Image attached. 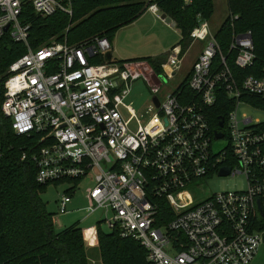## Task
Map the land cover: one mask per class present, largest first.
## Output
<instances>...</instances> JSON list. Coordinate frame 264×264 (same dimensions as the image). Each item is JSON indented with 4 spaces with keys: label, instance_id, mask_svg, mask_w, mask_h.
Wrapping results in <instances>:
<instances>
[{
    "label": "built area",
    "instance_id": "built-area-1",
    "mask_svg": "<svg viewBox=\"0 0 264 264\" xmlns=\"http://www.w3.org/2000/svg\"><path fill=\"white\" fill-rule=\"evenodd\" d=\"M147 1L148 11L161 17L158 3ZM27 5L41 16L72 15L73 0H0V40L9 34L27 46L8 69L2 112L17 135L30 138L22 159L35 165L37 182L93 174L87 208L90 213L102 209L111 231L146 249V261L139 264H251L264 242L259 221L264 217V121L247 114L239 118L238 107L244 103L264 111V105L247 99L258 97L264 104V62L256 74L235 75L210 22L200 20L190 37L205 45L193 64L189 91L179 86L159 106L152 99L138 112L127 98L144 75L143 65L115 58L112 42L101 36L31 47L30 25L21 19ZM254 49L251 30L234 33L230 51L236 52L237 67L254 65ZM185 52L181 44L167 51L163 76H175ZM100 56L103 62L90 61ZM218 87L235 103L224 118L222 138L230 143L214 153V132L221 129H212L206 109L216 103ZM222 167L230 168L227 175H244L247 187L198 201L188 184L220 174ZM70 201L67 193L58 201L60 214L69 211ZM165 205L173 217L163 222L170 215Z\"/></svg>",
    "mask_w": 264,
    "mask_h": 264
},
{
    "label": "trees",
    "instance_id": "trees-1",
    "mask_svg": "<svg viewBox=\"0 0 264 264\" xmlns=\"http://www.w3.org/2000/svg\"><path fill=\"white\" fill-rule=\"evenodd\" d=\"M179 28L182 38L179 44L185 50L190 33L200 20H208L216 10L214 0H154ZM229 14L215 32L227 61L235 75L243 77L258 73L264 62V0H227ZM148 10L147 0H73V14L58 11L49 16L36 14L30 5L21 14L23 22L30 25L29 44L38 48L50 40L76 44L95 36L113 41L117 31L138 20ZM234 16L237 18L234 19ZM252 31L256 59L253 66L241 69L235 65L236 52L230 51L234 33ZM27 52V46L15 41L9 34L0 40V264H88L83 230L77 225L55 228L54 213L50 212L42 194L50 184L36 180L37 170L28 159H22L23 151L31 145L30 138L17 135L11 119L4 116L1 105L4 100L5 79L10 65ZM166 53L139 59L122 61H148L157 75L163 74L162 63ZM91 62H103L104 58L91 57ZM191 74V72H190ZM190 74L180 88L188 90ZM254 103L264 105L261 99L247 96ZM223 87L217 88L216 103L206 109L212 129H220L219 117L226 120L234 107ZM233 164V163H231ZM78 181V180H76ZM74 187L65 193L70 196ZM166 222L173 217L169 206ZM264 228V217L260 218ZM98 240L103 264H139L146 261V249L134 238L123 237L118 230L108 233L99 230Z\"/></svg>",
    "mask_w": 264,
    "mask_h": 264
},
{
    "label": "rangeland",
    "instance_id": "rangeland-1",
    "mask_svg": "<svg viewBox=\"0 0 264 264\" xmlns=\"http://www.w3.org/2000/svg\"><path fill=\"white\" fill-rule=\"evenodd\" d=\"M190 1H188V3ZM214 1L216 10L210 18L213 32L220 28L229 14L227 0ZM115 36L117 52L113 51V56L122 60L139 59L164 54L174 45L179 44L182 38L179 28L172 27L161 17L156 16L148 10L135 22L120 28ZM204 45L205 42L203 41H197L194 44L192 41L190 42L189 46L185 49V57L182 61L181 68L176 71L173 78L157 75L148 61H132L135 64L143 65L145 67V72L140 79L134 82L127 102L132 103L136 111L141 112L151 104L154 95H157L161 100L165 99V97L174 92L190 74L193 64L197 60L198 54ZM7 76L8 75H6V79ZM243 114L252 116L254 120L260 119L264 121L263 110L253 109L244 103L240 104L238 107V117L242 118ZM229 143V137L214 139L212 141L213 152L218 153L222 151ZM94 184L93 174L78 181H65L58 184H50L46 192L42 194V198L47 203L48 210L54 213L53 219L56 230L61 231L65 227L71 225L80 227L84 233L88 264H103L98 232L102 230L108 233L111 229L105 221V213L102 209L90 213L87 208L89 206V199L86 197V194L88 189L93 187ZM71 186H74L75 190L71 195V201L67 207L69 211L65 214H60L58 201L66 194L65 191ZM246 187L244 175L226 176L214 174L209 178L197 179L188 184V188L198 201L204 200L220 191L241 190ZM251 264H264V242L261 244Z\"/></svg>",
    "mask_w": 264,
    "mask_h": 264
},
{
    "label": "water",
    "instance_id": "water-1",
    "mask_svg": "<svg viewBox=\"0 0 264 264\" xmlns=\"http://www.w3.org/2000/svg\"><path fill=\"white\" fill-rule=\"evenodd\" d=\"M161 18H162L166 23H168L169 25H171L172 27H176V22H175V21H174L169 15H167V13L163 12V13L161 14ZM6 28H8V26H7ZM106 59H108V60L111 59V53H110V52L106 54ZM153 101L155 102V104H156L157 106L160 105V99L158 98L157 95H154V96H153ZM224 120H225V119H224L223 116H220V117H219V125H220L221 127H223V125H224ZM214 136H215L216 138H221V137L223 136V133H221V132H219V131L216 130V131L214 132ZM229 171H230V168H229V167H222L219 173H220V175H227V174L229 173ZM258 206H259V208L261 209V203H260V201H258Z\"/></svg>",
    "mask_w": 264,
    "mask_h": 264
},
{
    "label": "crops",
    "instance_id": "crops-1",
    "mask_svg": "<svg viewBox=\"0 0 264 264\" xmlns=\"http://www.w3.org/2000/svg\"><path fill=\"white\" fill-rule=\"evenodd\" d=\"M210 22V21H209ZM210 27H211V22H210ZM213 31V30H212ZM216 32V31H215ZM176 45H178V44H176ZM112 46H113V51H116L117 52V47H116V36H115V38L113 39V41H112ZM175 46V45H174ZM201 51L202 50H200V52H199V54L201 53ZM167 53V52H166ZM165 54V53H164ZM198 54V55H199ZM120 60H122V59H120Z\"/></svg>",
    "mask_w": 264,
    "mask_h": 264
},
{
    "label": "flooded vegetation",
    "instance_id": "flooded-vegetation-1",
    "mask_svg": "<svg viewBox=\"0 0 264 264\" xmlns=\"http://www.w3.org/2000/svg\"><path fill=\"white\" fill-rule=\"evenodd\" d=\"M220 129H221L220 132H222L223 135H226V122L225 121H224L223 127H221Z\"/></svg>",
    "mask_w": 264,
    "mask_h": 264
}]
</instances>
